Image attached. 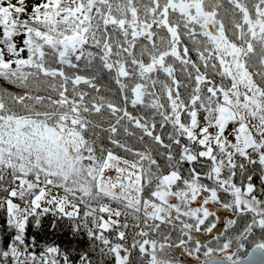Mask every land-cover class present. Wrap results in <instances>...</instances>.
<instances>
[{"label": "snow or ice", "instance_id": "snow-or-ice-1", "mask_svg": "<svg viewBox=\"0 0 264 264\" xmlns=\"http://www.w3.org/2000/svg\"><path fill=\"white\" fill-rule=\"evenodd\" d=\"M0 81V264H264V0H0Z\"/></svg>", "mask_w": 264, "mask_h": 264}, {"label": "trees", "instance_id": "trees-1", "mask_svg": "<svg viewBox=\"0 0 264 264\" xmlns=\"http://www.w3.org/2000/svg\"><path fill=\"white\" fill-rule=\"evenodd\" d=\"M0 88H8L11 91H15L16 89L13 86L8 85L6 82L4 81H0ZM57 237H61L63 238L65 241H67L68 236H65L63 232L58 233ZM49 239H56V237H50ZM82 247H86L87 246V242H86V238L84 243L81 245ZM246 248H248V246L246 245ZM248 250H250V248H248Z\"/></svg>", "mask_w": 264, "mask_h": 264}, {"label": "rangeland", "instance_id": "rangeland-1", "mask_svg": "<svg viewBox=\"0 0 264 264\" xmlns=\"http://www.w3.org/2000/svg\"><path fill=\"white\" fill-rule=\"evenodd\" d=\"M112 174L114 175V173ZM197 238H199L202 242L208 243L212 238V234L205 235L203 232H201L197 234Z\"/></svg>", "mask_w": 264, "mask_h": 264}]
</instances>
